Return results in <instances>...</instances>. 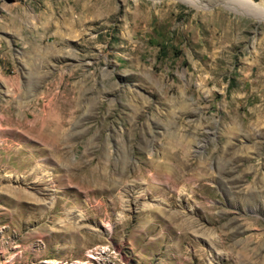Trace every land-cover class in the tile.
I'll use <instances>...</instances> for the list:
<instances>
[{"label":"rangeland","instance_id":"rangeland-1","mask_svg":"<svg viewBox=\"0 0 264 264\" xmlns=\"http://www.w3.org/2000/svg\"><path fill=\"white\" fill-rule=\"evenodd\" d=\"M252 3L0 0V264H264ZM37 116L57 141L28 131ZM171 155L197 178L169 204L147 193Z\"/></svg>","mask_w":264,"mask_h":264},{"label":"bare ground","instance_id":"bare-ground-1","mask_svg":"<svg viewBox=\"0 0 264 264\" xmlns=\"http://www.w3.org/2000/svg\"><path fill=\"white\" fill-rule=\"evenodd\" d=\"M234 1L238 5H241V6H244V7H248V8H251V9L255 8V6H253L252 0H234ZM8 120H11L12 124L13 123L17 124V125H24L25 124L23 119H21L20 117L9 118ZM8 120H6V122L10 123ZM27 127H28V131L30 133L31 132L33 133V132L38 131V130H39V132L41 131L40 135L43 136L44 138H46L49 141H57L58 138H59V135L62 132L61 122L54 121V120L49 119V118H47L45 116H42V117H38L37 116L35 122L32 125H29ZM171 156H173V157H171L173 162L169 163L168 165L166 164L165 168H163L162 163H158L157 164L153 160L150 161L151 169L154 166V169H152V171H151L154 174L153 175H149V176H150L151 179H153L152 182L153 183H154V181L156 183L158 182L157 184H159L160 187H157V188H154V189L152 188L153 190L151 192L147 193V197L148 198L154 196V194H157L162 199L167 200L169 202V204H171V200H172V198H173V196L175 194L174 187L178 183H185V184L188 183L189 184V182H191L192 180L197 178V177H195L196 176L195 169H193L192 166L189 163H186L182 159V157H180L179 155H171ZM94 192L95 193H99L100 189L95 190ZM146 192H147V190H146ZM192 192H194V191H192ZM115 203H116V201L114 200V204ZM195 208H198V207L195 205ZM153 209L154 210L155 209L161 210V208L156 207V206H154ZM198 212H199V210H198ZM204 212L206 213L207 216H210V214L207 212V210H204ZM202 213H203V211H202ZM168 217H170L169 223L171 225L175 224L179 220L181 222L180 224L182 225V227L187 225V224H192V222L188 218H180V216H175V213H171ZM202 217H204V216H202ZM160 218H161V216H160ZM80 237L81 238H78V239L80 241L81 240L84 241V244L79 248V251H82L84 248H86V246L88 245V243L91 240H90V238H85L83 236H80ZM84 264H86V263H84Z\"/></svg>","mask_w":264,"mask_h":264}]
</instances>
